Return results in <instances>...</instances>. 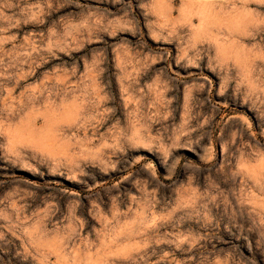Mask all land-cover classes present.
Returning <instances> with one entry per match:
<instances>
[{
  "label": "rangeland",
  "instance_id": "374dc122",
  "mask_svg": "<svg viewBox=\"0 0 264 264\" xmlns=\"http://www.w3.org/2000/svg\"><path fill=\"white\" fill-rule=\"evenodd\" d=\"M0 264H264V0H0Z\"/></svg>",
  "mask_w": 264,
  "mask_h": 264
}]
</instances>
